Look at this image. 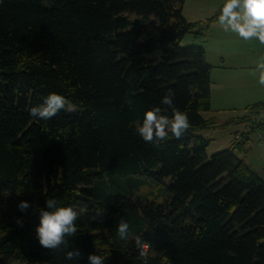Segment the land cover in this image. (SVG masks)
<instances>
[{"label":"trees","instance_id":"16d2710c","mask_svg":"<svg viewBox=\"0 0 264 264\" xmlns=\"http://www.w3.org/2000/svg\"><path fill=\"white\" fill-rule=\"evenodd\" d=\"M184 1L0 0V264H89L91 253L141 264L135 236L148 264H264V179L239 157L249 137L208 157L210 141L195 135L247 124L264 102L247 107L252 117L202 116L213 67L204 47L183 42L201 39L220 11L188 22ZM169 91L191 127L153 146L134 127L146 110L165 107ZM50 93L77 110L31 116ZM117 175L170 179L172 196L157 204L115 194ZM48 199L80 212L67 248L35 238ZM20 200L32 205L27 213ZM121 219L127 242L116 234ZM73 248L81 258L66 260Z\"/></svg>","mask_w":264,"mask_h":264},{"label":"clouds","instance_id":"9594fccd","mask_svg":"<svg viewBox=\"0 0 264 264\" xmlns=\"http://www.w3.org/2000/svg\"><path fill=\"white\" fill-rule=\"evenodd\" d=\"M218 23L225 32H232L243 40H256L264 45V0H225L218 16ZM259 84L264 86V58L257 63ZM126 103L131 108L133 101L129 98ZM164 108L154 106L143 113L142 122L136 124L134 132L145 142L159 147L167 142L169 136L182 138L191 127L186 113L179 110L174 103V93L161 98ZM75 112L76 106L69 103L64 96L50 93L42 102L32 106L29 114L41 120H50L60 111ZM170 112V115L168 114ZM32 205L27 200H20L16 208L21 213H27ZM85 205L81 211L86 210ZM80 212L70 206H58L55 199H48L45 208L40 210L39 224L35 227V238L40 246L48 250H60L63 245L68 247L67 237H75L78 233L77 219ZM17 224L23 225V219L17 218ZM116 234L120 241L127 242L130 226L121 219ZM135 244L139 251L141 264H148L147 245L141 237L135 236ZM82 256L78 248L65 251L66 260H79ZM89 264H106V258L95 253L88 254Z\"/></svg>","mask_w":264,"mask_h":264},{"label":"crops","instance_id":"0c3cea01","mask_svg":"<svg viewBox=\"0 0 264 264\" xmlns=\"http://www.w3.org/2000/svg\"><path fill=\"white\" fill-rule=\"evenodd\" d=\"M223 5L224 3L219 5L213 16L221 10ZM193 42L204 47L206 61L213 67L211 71V110L202 113V116L205 119L217 117L221 122L228 118L230 120L252 117L253 114L247 110V107L264 102V86L258 82L259 71L257 69L258 61L264 58V45L256 40H243L232 32H225L218 20L208 25L201 39ZM215 91H221V93L215 95ZM227 110L231 113L221 119L219 114L226 113ZM236 131L238 130L234 129V132ZM252 141L251 138L248 145L252 144ZM231 143L232 140L229 144Z\"/></svg>","mask_w":264,"mask_h":264},{"label":"rangeland","instance_id":"374dc122","mask_svg":"<svg viewBox=\"0 0 264 264\" xmlns=\"http://www.w3.org/2000/svg\"><path fill=\"white\" fill-rule=\"evenodd\" d=\"M223 3H225V0H185L182 6L183 15L190 22L200 20L206 22L209 17H212L216 13L219 5ZM206 30L207 27L205 26L204 33ZM193 41L192 35H187L183 45H192L194 44ZM217 93L220 94L221 91H215V95ZM228 113L231 112L227 110L226 113L219 114V117L224 119L223 117ZM245 128L244 123H236L220 130L197 131L195 135L210 141L206 154L208 157H211L217 152L228 149L230 147L229 142L231 140L234 142L236 134L242 133ZM234 129L238 131L234 132ZM251 138L253 143L247 146V153H243L239 157L264 179V136L257 138V132H255L253 134L250 133ZM114 182L111 188L113 193L143 198L148 202L162 204L172 196L166 187L170 184V179H166L163 184H158L140 176L117 175L114 177Z\"/></svg>","mask_w":264,"mask_h":264},{"label":"built area","instance_id":"2783aa9c","mask_svg":"<svg viewBox=\"0 0 264 264\" xmlns=\"http://www.w3.org/2000/svg\"><path fill=\"white\" fill-rule=\"evenodd\" d=\"M255 132H257V138L264 136V110L252 117V120L247 123L245 130L236 134L235 140L244 141L247 137L250 138V133L253 134Z\"/></svg>","mask_w":264,"mask_h":264}]
</instances>
